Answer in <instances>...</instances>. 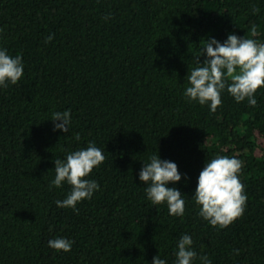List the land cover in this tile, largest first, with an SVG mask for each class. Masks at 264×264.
Wrapping results in <instances>:
<instances>
[{"label":"trees","instance_id":"trees-1","mask_svg":"<svg viewBox=\"0 0 264 264\" xmlns=\"http://www.w3.org/2000/svg\"><path fill=\"white\" fill-rule=\"evenodd\" d=\"M229 34L264 43V0H0V49L24 66L16 85L0 87V264H152L158 255L175 264L185 234L192 264H264V88L255 107L225 88L215 113L184 96L207 38ZM67 110L70 132L54 131L52 114ZM89 144L105 156L86 177L99 191L78 212L60 208L71 187L50 190L54 160ZM153 155L178 166L182 179L168 187L181 192L183 216L147 199L139 172ZM217 156L242 162L247 196L224 229L193 199ZM56 238L71 251L51 249Z\"/></svg>","mask_w":264,"mask_h":264},{"label":"clouds","instance_id":"clouds-1","mask_svg":"<svg viewBox=\"0 0 264 264\" xmlns=\"http://www.w3.org/2000/svg\"><path fill=\"white\" fill-rule=\"evenodd\" d=\"M252 13L258 14L259 8L253 5ZM106 16L105 19H109ZM257 35L256 26L251 28V36ZM54 34L46 38L51 42ZM201 57H206L203 63ZM196 66L189 71L184 96L189 102L208 104L210 111L215 113L221 105V93L227 92L234 97L237 103L247 100L250 106L255 107L256 92L264 88V43H257L252 38H241L229 34L223 43L214 38H207L206 46L201 55L195 57ZM24 73L21 55L11 57L6 49H0V87L16 85ZM51 121L54 131L70 132L71 111L54 112ZM79 140V136H76ZM105 160L100 148L89 144L81 149L67 154L65 159L57 158L55 164V178L52 187L61 188L65 183L71 191L63 200H57L60 208H70L78 212L77 204L85 199H91L100 185L86 179L94 168ZM242 162L227 156H217L208 160L200 172L198 184L193 197L200 206L199 215L212 227L227 228L236 219L243 215L247 196L244 194V185L238 178ZM182 176L178 166L171 161H165L160 156L153 155L150 163L145 164L139 172V180L147 185V199L154 205L167 203L168 212L172 216H183L185 201L181 192L170 188V183L177 184ZM72 241L66 238H56L48 241V246L56 252L68 253L72 248ZM192 238L185 234L178 240L175 264H192L197 253L192 248ZM203 264H211L207 256L201 257ZM152 264H166L160 255L153 258Z\"/></svg>","mask_w":264,"mask_h":264}]
</instances>
